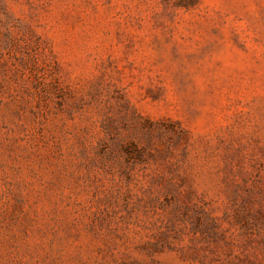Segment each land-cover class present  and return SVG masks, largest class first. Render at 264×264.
<instances>
[{"label":"rangeland","instance_id":"1","mask_svg":"<svg viewBox=\"0 0 264 264\" xmlns=\"http://www.w3.org/2000/svg\"><path fill=\"white\" fill-rule=\"evenodd\" d=\"M0 264H264V0H0Z\"/></svg>","mask_w":264,"mask_h":264},{"label":"trees","instance_id":"2","mask_svg":"<svg viewBox=\"0 0 264 264\" xmlns=\"http://www.w3.org/2000/svg\"><path fill=\"white\" fill-rule=\"evenodd\" d=\"M183 2H184V5H188V4H192V3L196 2V0H190V2H186L183 0Z\"/></svg>","mask_w":264,"mask_h":264}]
</instances>
